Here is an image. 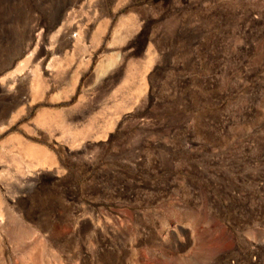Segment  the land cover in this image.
I'll return each mask as SVG.
<instances>
[{
    "label": "rangeland",
    "instance_id": "obj_1",
    "mask_svg": "<svg viewBox=\"0 0 264 264\" xmlns=\"http://www.w3.org/2000/svg\"><path fill=\"white\" fill-rule=\"evenodd\" d=\"M52 1L0 0V70ZM97 2L74 88L0 80V264H264V0Z\"/></svg>",
    "mask_w": 264,
    "mask_h": 264
},
{
    "label": "crops",
    "instance_id": "obj_2",
    "mask_svg": "<svg viewBox=\"0 0 264 264\" xmlns=\"http://www.w3.org/2000/svg\"><path fill=\"white\" fill-rule=\"evenodd\" d=\"M110 18L111 13H106L97 0H56L44 4L40 21L32 28L27 46L8 54V66L0 70V80L13 75H17L16 80L19 81L28 79V76H22L28 67L22 72L17 69L21 61L34 52L29 66L37 67L45 58H50L47 62L50 77L47 79L43 75V85H48L50 89L74 88L80 79L79 76L75 77L74 59L80 63L88 60L84 44L77 47L75 40L81 37V34L83 41L101 40L106 20ZM74 32H77V36L73 35ZM46 34L48 36H45ZM53 63L57 66L53 67ZM76 72L81 75L83 69L77 68Z\"/></svg>",
    "mask_w": 264,
    "mask_h": 264
},
{
    "label": "bare ground",
    "instance_id": "obj_3",
    "mask_svg": "<svg viewBox=\"0 0 264 264\" xmlns=\"http://www.w3.org/2000/svg\"><path fill=\"white\" fill-rule=\"evenodd\" d=\"M36 76V75H35ZM98 76H101V77H105L106 76V72L105 71H103V70H100V73H99V75Z\"/></svg>",
    "mask_w": 264,
    "mask_h": 264
},
{
    "label": "built area",
    "instance_id": "obj_4",
    "mask_svg": "<svg viewBox=\"0 0 264 264\" xmlns=\"http://www.w3.org/2000/svg\"><path fill=\"white\" fill-rule=\"evenodd\" d=\"M73 35H74V36H77V32H74Z\"/></svg>",
    "mask_w": 264,
    "mask_h": 264
}]
</instances>
